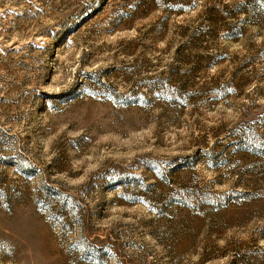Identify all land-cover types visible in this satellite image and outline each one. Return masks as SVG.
<instances>
[{
	"label": "rangeland",
	"instance_id": "1",
	"mask_svg": "<svg viewBox=\"0 0 264 264\" xmlns=\"http://www.w3.org/2000/svg\"><path fill=\"white\" fill-rule=\"evenodd\" d=\"M27 261L264 264V0H0V264Z\"/></svg>",
	"mask_w": 264,
	"mask_h": 264
},
{
	"label": "crops",
	"instance_id": "2",
	"mask_svg": "<svg viewBox=\"0 0 264 264\" xmlns=\"http://www.w3.org/2000/svg\"><path fill=\"white\" fill-rule=\"evenodd\" d=\"M26 238H28V233L26 232ZM8 249L12 252V248L10 246H8ZM28 260V258H26ZM26 264H29L28 261L26 262Z\"/></svg>",
	"mask_w": 264,
	"mask_h": 264
}]
</instances>
